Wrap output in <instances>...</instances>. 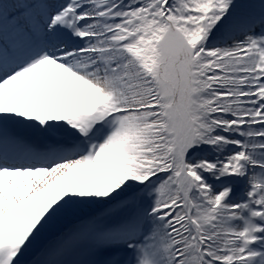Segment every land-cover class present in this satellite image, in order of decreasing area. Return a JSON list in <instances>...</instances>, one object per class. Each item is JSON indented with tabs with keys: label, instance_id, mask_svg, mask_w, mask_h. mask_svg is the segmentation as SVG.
<instances>
[{
	"label": "snow or ice",
	"instance_id": "1",
	"mask_svg": "<svg viewBox=\"0 0 264 264\" xmlns=\"http://www.w3.org/2000/svg\"><path fill=\"white\" fill-rule=\"evenodd\" d=\"M0 264H264V0H0Z\"/></svg>",
	"mask_w": 264,
	"mask_h": 264
},
{
	"label": "rangeland",
	"instance_id": "2",
	"mask_svg": "<svg viewBox=\"0 0 264 264\" xmlns=\"http://www.w3.org/2000/svg\"><path fill=\"white\" fill-rule=\"evenodd\" d=\"M52 238V235L49 234V235H46L44 237H41L39 240L40 241H37L31 252L29 253V255L26 257V260L28 261H31L32 259L36 258L38 256V254L41 252V250L47 245L48 241ZM39 242V243H38ZM40 243H43L41 246H40Z\"/></svg>",
	"mask_w": 264,
	"mask_h": 264
},
{
	"label": "trees",
	"instance_id": "3",
	"mask_svg": "<svg viewBox=\"0 0 264 264\" xmlns=\"http://www.w3.org/2000/svg\"><path fill=\"white\" fill-rule=\"evenodd\" d=\"M38 241H40V240H38ZM39 243V242H38ZM40 245H42V243H40Z\"/></svg>",
	"mask_w": 264,
	"mask_h": 264
}]
</instances>
